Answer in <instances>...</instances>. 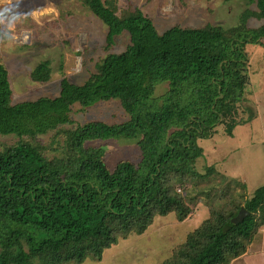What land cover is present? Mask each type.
Masks as SVG:
<instances>
[{"label":"trees","instance_id":"trees-1","mask_svg":"<svg viewBox=\"0 0 264 264\" xmlns=\"http://www.w3.org/2000/svg\"><path fill=\"white\" fill-rule=\"evenodd\" d=\"M81 1L108 26L109 46L125 32L131 39L84 84L65 77L59 96L13 103L0 56V135L20 139L0 148V264L100 263L105 251L144 234L157 217L186 218L198 201L189 185L195 196L218 203L162 264H232L264 226V186L246 196L242 184L240 197L203 188L216 167L200 165L204 151L198 140L212 138L220 126L232 136L235 127L247 124L249 103L241 105L251 59L244 45L264 47V24L229 30L177 25L160 33L140 9L119 16L116 0ZM249 1L258 11L248 10L246 26L253 16L264 21V0ZM33 77L49 81L48 62ZM113 101L127 113L126 121L75 126V106L85 110ZM50 133L49 146L26 140ZM113 141H136L139 160L110 165L107 147ZM242 208L247 217L233 223Z\"/></svg>","mask_w":264,"mask_h":264},{"label":"rangeland","instance_id":"rangeland-1","mask_svg":"<svg viewBox=\"0 0 264 264\" xmlns=\"http://www.w3.org/2000/svg\"><path fill=\"white\" fill-rule=\"evenodd\" d=\"M116 3L119 16L124 11L140 9L152 18L160 33L177 25L196 28L212 25L229 30L258 29L264 24L255 16L247 21V26L242 21L248 10L258 11L256 3L249 0H116ZM0 13H4L5 21L0 24V56L9 71L13 103L59 96L65 77L74 84H84L105 57L124 52L131 43L130 35L125 32L109 46L108 26L81 0H2ZM244 47L251 59L248 79H244L248 83L247 101L241 105L249 103L250 110L243 114L247 124L235 127L232 136L220 126L212 138L198 140L204 151L200 165L216 167L201 186L218 189V196L221 190L240 197L242 184L247 186L246 196L264 186V47L254 44ZM44 62L50 65L51 79L37 82L33 74ZM162 90L159 87L158 94ZM72 118L76 126L96 120L121 123L128 115L118 101H113L85 110L77 105ZM53 135L26 140L49 146ZM19 140L16 136L0 135V148L17 144ZM107 150L110 165L123 159L140 158L136 141H113ZM189 186V193L198 201L191 204L187 201L190 212L186 218L180 219L177 213L157 217L144 234L120 239L118 245L105 251L102 262L88 260L84 264H162L174 257L187 238L209 218L212 204L218 203L195 196ZM177 192L185 194V189L178 188ZM247 263L264 264V226L257 231L247 252L233 261V264Z\"/></svg>","mask_w":264,"mask_h":264},{"label":"water","instance_id":"water-1","mask_svg":"<svg viewBox=\"0 0 264 264\" xmlns=\"http://www.w3.org/2000/svg\"><path fill=\"white\" fill-rule=\"evenodd\" d=\"M248 211L245 208H242L239 214L232 220L233 223H241L247 217Z\"/></svg>","mask_w":264,"mask_h":264},{"label":"clouds","instance_id":"clouds-1","mask_svg":"<svg viewBox=\"0 0 264 264\" xmlns=\"http://www.w3.org/2000/svg\"><path fill=\"white\" fill-rule=\"evenodd\" d=\"M0 2H2V0H0ZM3 17H4V13H0V24H3L5 22ZM34 19L37 20V22H38L37 17H34ZM9 27H12V25H9Z\"/></svg>","mask_w":264,"mask_h":264},{"label":"crops","instance_id":"crops-1","mask_svg":"<svg viewBox=\"0 0 264 264\" xmlns=\"http://www.w3.org/2000/svg\"><path fill=\"white\" fill-rule=\"evenodd\" d=\"M246 258H249V257H246ZM233 264V263H232ZM247 264H249V263H247Z\"/></svg>","mask_w":264,"mask_h":264}]
</instances>
